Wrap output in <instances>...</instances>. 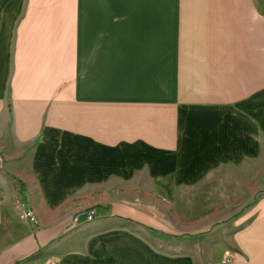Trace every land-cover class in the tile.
<instances>
[{
  "label": "crops",
  "instance_id": "crops-1",
  "mask_svg": "<svg viewBox=\"0 0 264 264\" xmlns=\"http://www.w3.org/2000/svg\"><path fill=\"white\" fill-rule=\"evenodd\" d=\"M195 185L264 187V0H0V264H195L147 234ZM245 213L206 264H264Z\"/></svg>",
  "mask_w": 264,
  "mask_h": 264
},
{
  "label": "rangeland",
  "instance_id": "rangeland-1",
  "mask_svg": "<svg viewBox=\"0 0 264 264\" xmlns=\"http://www.w3.org/2000/svg\"><path fill=\"white\" fill-rule=\"evenodd\" d=\"M261 191L264 193L262 186L256 194ZM223 198H226L225 202ZM236 199L238 191L234 186L182 187L178 191L176 205L178 216L163 219L167 225L169 221L176 224L177 233L158 234L149 230L147 234L151 241L163 243V249L170 246L171 251L175 248L178 255L193 258L195 264H206L218 259L224 252L231 233L242 225L245 212L251 207L243 210L249 202ZM241 209L242 212H239Z\"/></svg>",
  "mask_w": 264,
  "mask_h": 264
},
{
  "label": "built area",
  "instance_id": "built-area-1",
  "mask_svg": "<svg viewBox=\"0 0 264 264\" xmlns=\"http://www.w3.org/2000/svg\"><path fill=\"white\" fill-rule=\"evenodd\" d=\"M21 208H22V217L29 220L32 224H36L37 218L35 217L33 211L25 206L24 202H21ZM94 215H95V209L90 208L86 212L85 221H91L94 218ZM78 221H79V218L77 215H74L71 219V222L74 224L77 223ZM226 261H229L228 257L224 259V262H226ZM48 264H55V261L51 260L48 262Z\"/></svg>",
  "mask_w": 264,
  "mask_h": 264
},
{
  "label": "trees",
  "instance_id": "trees-1",
  "mask_svg": "<svg viewBox=\"0 0 264 264\" xmlns=\"http://www.w3.org/2000/svg\"><path fill=\"white\" fill-rule=\"evenodd\" d=\"M18 185H19V194L21 195L20 200L22 202L25 203V185L24 183H22L21 181L18 180ZM262 191L259 194H256L255 197L253 198V200L251 202H249L245 207H243V210H246L247 208H249L250 206H252V204L257 201V199L262 195ZM242 209L239 212H242Z\"/></svg>",
  "mask_w": 264,
  "mask_h": 264
}]
</instances>
